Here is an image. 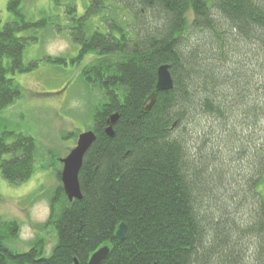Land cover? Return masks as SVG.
Here are the masks:
<instances>
[{
    "label": "trees",
    "instance_id": "1",
    "mask_svg": "<svg viewBox=\"0 0 264 264\" xmlns=\"http://www.w3.org/2000/svg\"><path fill=\"white\" fill-rule=\"evenodd\" d=\"M53 1L59 7L68 0ZM75 1L64 8L80 45L71 61L98 56L82 77L104 96L90 129L97 139L79 173L83 197L69 201L62 185L55 190L49 255L42 237L29 251L11 248L19 228L0 221V264H87L105 245L111 250L102 264H248V235L258 239L256 264H264V0H88L83 10ZM23 2L9 0L13 18L0 29V112L23 96L13 76L37 66L25 63L28 38L20 34L49 27V19L29 20ZM163 64L174 88L155 92ZM226 140L242 159L253 156L248 185L258 208L251 223L232 217L238 204L222 198L217 163ZM36 150L31 135H0L8 183L32 177ZM121 223L123 241L116 237Z\"/></svg>",
    "mask_w": 264,
    "mask_h": 264
},
{
    "label": "rangeland",
    "instance_id": "2",
    "mask_svg": "<svg viewBox=\"0 0 264 264\" xmlns=\"http://www.w3.org/2000/svg\"><path fill=\"white\" fill-rule=\"evenodd\" d=\"M87 1L76 0L75 3L83 10L82 5ZM8 2L0 0V29L13 18ZM70 2L59 7L53 0H24L22 4L29 20L39 23L49 19V27L43 30L37 26L34 31L20 34L28 38L25 63L36 61L37 66L30 72L13 76L23 87V96L0 112V135L4 131L25 133L33 136L37 143L34 174L28 181L12 185L0 170V221L17 224L18 234L8 245L18 252L29 251L42 237L46 245L44 254L51 253L56 243V230L47 222L55 190L62 185L59 180L63 168L61 159L75 147L78 135L93 127L94 109L104 101L102 92L82 77V70L97 61L98 56L91 52L80 61H71L78 56L80 45L72 40L67 28L64 8ZM117 13L119 20L122 15ZM188 19L193 20L192 13L188 14ZM49 57L70 60L67 64H57L48 61ZM247 135L257 140L256 133ZM226 143L229 142L226 140ZM232 146L229 143V148H219L218 153L217 168L224 182L222 198L238 204L230 209L232 217L251 223L256 219L258 208L257 197L248 185V178L254 173L249 165L253 156L249 153L242 159L240 150ZM258 247V239L248 235L243 246V257L249 258L248 264H256Z\"/></svg>",
    "mask_w": 264,
    "mask_h": 264
},
{
    "label": "water",
    "instance_id": "3",
    "mask_svg": "<svg viewBox=\"0 0 264 264\" xmlns=\"http://www.w3.org/2000/svg\"><path fill=\"white\" fill-rule=\"evenodd\" d=\"M174 88V79L170 71L169 65L163 64L158 69V81L156 84L155 92L170 91ZM155 93L151 95L150 99L153 100ZM119 119V114L114 113L109 118V126L106 128V133L113 137L115 135L114 125ZM97 135L93 130L83 131L78 135L77 143L70 153L61 159L63 168L61 171V182L65 195L69 201L82 199V191L79 180V173L83 165L84 157L93 143L96 141ZM127 226L121 223L116 237L119 241H123L126 237ZM110 246L105 245L95 251L87 264H102L110 253ZM75 264H79L75 259Z\"/></svg>",
    "mask_w": 264,
    "mask_h": 264
},
{
    "label": "bare ground",
    "instance_id": "4",
    "mask_svg": "<svg viewBox=\"0 0 264 264\" xmlns=\"http://www.w3.org/2000/svg\"><path fill=\"white\" fill-rule=\"evenodd\" d=\"M166 65H168V64H166ZM170 67V66H169ZM157 75H158V73H157Z\"/></svg>",
    "mask_w": 264,
    "mask_h": 264
}]
</instances>
